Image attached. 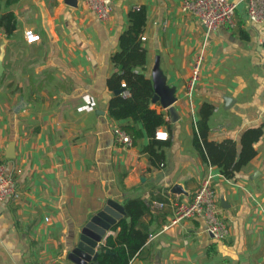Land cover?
I'll list each match as a JSON object with an SVG mask.
<instances>
[{
  "label": "crops",
  "instance_id": "obj_1",
  "mask_svg": "<svg viewBox=\"0 0 264 264\" xmlns=\"http://www.w3.org/2000/svg\"><path fill=\"white\" fill-rule=\"evenodd\" d=\"M84 1L74 8L66 0H21L10 9L15 35L0 28V162L21 192L18 202H0V264H74L67 256L83 227L110 199L148 205L150 235L130 264H264V136L234 180L212 155L217 143L239 142L246 129L264 124V24L250 23L241 5L234 26L208 31L182 12V0H115L101 22ZM135 7L147 9L146 75L152 79L159 58L177 102L174 118L152 103L165 120L156 136L166 133V140L156 142L139 124L143 138L125 147L114 129L134 123L109 117L107 81ZM27 31L40 40L28 43ZM200 54L201 78L190 95ZM11 144L14 159L7 158ZM209 176L229 229L224 241L202 220L172 223L175 204L191 200ZM175 185L186 194L173 193Z\"/></svg>",
  "mask_w": 264,
  "mask_h": 264
},
{
  "label": "trees",
  "instance_id": "obj_2",
  "mask_svg": "<svg viewBox=\"0 0 264 264\" xmlns=\"http://www.w3.org/2000/svg\"><path fill=\"white\" fill-rule=\"evenodd\" d=\"M20 1L0 0V28L8 37H13L18 30L17 16L10 9ZM146 25L147 9H131L128 27L119 38V50L112 56L117 71L107 81L108 89L114 94L107 107L109 117L115 121H133L134 124L124 125L121 129L132 138L134 144L143 138L144 130L155 137L157 129L165 125L163 115L152 109L154 87L152 79L146 75L148 52L142 41ZM123 85H126L127 97L123 95L125 91L116 94L124 89ZM263 136L264 124L246 129L239 142L229 139L215 145L213 162L225 179H236L257 157L256 145ZM147 206L142 199L126 202L127 216L113 228L116 235L107 237L102 246L103 253L94 264H130L142 252L150 235V228L143 220ZM127 218L131 219V223L127 222ZM210 252L215 253V247H211Z\"/></svg>",
  "mask_w": 264,
  "mask_h": 264
},
{
  "label": "built area",
  "instance_id": "obj_3",
  "mask_svg": "<svg viewBox=\"0 0 264 264\" xmlns=\"http://www.w3.org/2000/svg\"><path fill=\"white\" fill-rule=\"evenodd\" d=\"M114 1L85 0L84 6L99 21L107 22L112 16ZM241 5L244 6L246 17L250 23L256 26L264 24V0H182L181 10L184 14L199 19L208 31H215L220 27L234 26L235 16ZM25 38L30 44L40 40V37L32 31H27ZM145 40L146 38L142 37V41ZM203 61V54L195 59L187 86L190 95L201 78ZM123 88L126 89V85H123ZM123 95L129 96L127 91ZM86 101L89 105L92 104L90 99ZM114 135L118 143L125 147H132V138L121 128H115ZM156 138L164 141L167 139V134L158 133ZM20 200L21 192L13 174L9 173L5 162H0V202H18ZM185 220H202L206 224L207 232L216 241H224L228 238L229 229L221 218L213 176H209L203 181L191 200L175 204L172 223L178 224ZM150 239H153L152 235Z\"/></svg>",
  "mask_w": 264,
  "mask_h": 264
},
{
  "label": "water",
  "instance_id": "obj_4",
  "mask_svg": "<svg viewBox=\"0 0 264 264\" xmlns=\"http://www.w3.org/2000/svg\"><path fill=\"white\" fill-rule=\"evenodd\" d=\"M66 3L76 8L77 0H66ZM3 62H0V80L4 73ZM152 82L154 87V96L152 103H159L164 109H167L173 116L175 115L174 104L177 102L175 96V88L170 87L167 83L160 68V59H156L155 66L152 71ZM125 89L116 92L117 95L122 94ZM225 102L231 105L233 100L225 97ZM104 114L103 112H100ZM174 118V116H173ZM7 158H15V145H9ZM173 193L177 195L186 194L181 185H175ZM127 216L125 207L118 202L110 199L106 205L96 215H94L88 223L83 227L79 242L76 247L69 253L67 259L74 264H94L97 263L99 256L103 253L102 246L104 239L106 240L107 233L111 231L120 220ZM127 222L131 223V219L127 218ZM101 246V248H99ZM109 254V251H106Z\"/></svg>",
  "mask_w": 264,
  "mask_h": 264
}]
</instances>
